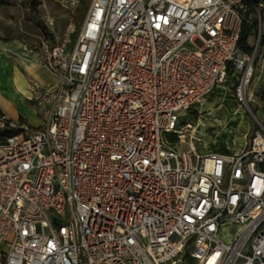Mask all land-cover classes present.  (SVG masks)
Segmentation results:
<instances>
[{"label":"built area","instance_id":"1","mask_svg":"<svg viewBox=\"0 0 264 264\" xmlns=\"http://www.w3.org/2000/svg\"><path fill=\"white\" fill-rule=\"evenodd\" d=\"M243 9L90 0L60 41L40 38L56 81L28 85L42 127L0 141L1 264H264V124L248 106L257 45L237 48ZM228 67L256 128L242 149L200 155L184 115Z\"/></svg>","mask_w":264,"mask_h":264},{"label":"rangeland","instance_id":"2","mask_svg":"<svg viewBox=\"0 0 264 264\" xmlns=\"http://www.w3.org/2000/svg\"><path fill=\"white\" fill-rule=\"evenodd\" d=\"M6 3H0V39L19 36L27 42L37 45V41L42 37L39 28L34 22L28 19L32 17L33 13L27 11L25 0H3ZM29 1V0H27ZM65 3V1H64ZM35 19L41 21V16L48 13L54 21L52 42L60 41L63 37V30L65 25L72 20L78 25L82 19V6L78 2L74 9H69L60 2V0H37ZM86 12V11H85ZM84 12V14H85ZM84 17V16H83ZM75 35L71 36L74 40ZM251 44L253 48L257 45V52L252 62V74L248 85L249 94H251V101L248 106L254 117L262 124H264V103L259 101L255 94V90L264 85V47H261L257 39H252ZM36 60V58H34ZM38 65H26L25 62L17 59H11L13 67V77H0V110L6 115L9 121L8 129H20L21 131L36 130L42 127L44 116L38 107L31 101L29 91L26 87L28 79L35 80L41 84L51 83L54 77H51L45 70H50L42 63ZM52 74V73H51ZM237 76L235 71L230 68L225 76L223 83L231 84L227 88L232 97V103L249 119L253 120L249 113L241 106V103L234 96L235 81L232 82L233 77ZM222 84V83H221ZM205 98L202 102H205ZM201 102V103H202ZM183 119V117H182ZM184 119L195 124L196 119L194 113L189 112L184 115ZM221 119L216 113H202L201 112V135L196 137L194 145L198 154H205L208 150L216 145L225 144L231 147L243 145L241 138H236V131L226 132L223 123L218 121ZM200 124V123H199ZM189 143L179 145L180 150H187ZM5 248L0 247V264L2 262L1 252Z\"/></svg>","mask_w":264,"mask_h":264},{"label":"crops","instance_id":"3","mask_svg":"<svg viewBox=\"0 0 264 264\" xmlns=\"http://www.w3.org/2000/svg\"><path fill=\"white\" fill-rule=\"evenodd\" d=\"M53 37L56 38V35H53ZM39 40L37 41V45H33L27 42L25 39H21L19 36L0 39V77H13L14 69L11 65L12 58L25 62L26 65L29 64L41 66V58L38 48ZM34 58H36V60ZM45 70L51 77H54L53 82L41 84L35 80L28 79V83L26 85L27 89L30 82H35L42 87H49L55 83V76L47 69ZM232 82H234V77ZM229 86H231L229 83H222L215 86L205 102H199L193 107L192 110L194 111V117L196 119L194 135L195 138L201 135V127L199 126L201 125V112L212 114L216 113V115L221 117V119L217 120L223 123L224 130L228 133L235 130L237 134L236 138H241L243 145L241 146L238 144L236 147H231V144L230 146H225V144L218 146L216 145L215 147L211 148V150H208V152L205 154L213 152L220 154H230L235 149H242L246 146V135L249 130V119L241 109L233 105L231 94H229L227 91ZM3 115L6 118L4 113ZM191 147H193L194 151L196 152L194 141L192 142Z\"/></svg>","mask_w":264,"mask_h":264},{"label":"trees","instance_id":"4","mask_svg":"<svg viewBox=\"0 0 264 264\" xmlns=\"http://www.w3.org/2000/svg\"><path fill=\"white\" fill-rule=\"evenodd\" d=\"M244 9L241 11V21L239 25V35L237 41V48L239 51L243 53L250 54L253 50V45L251 44V40L257 37L258 33V22H257V11H259L262 26L260 28V35H259V42L261 47H264V0H242ZM6 3V1L0 0V3ZM27 11L32 12L33 16L36 15V6L37 0H25ZM90 0H79L82 6V14L81 19L84 16V12L86 11ZM28 17L29 20L35 23L40 30V33L44 39H48L52 42L53 35L47 31L45 26L42 24L41 21L35 19L34 17ZM230 67H228V71ZM256 98L264 103V85L259 86L255 90ZM192 113L194 111L192 110ZM0 115L4 116L0 110ZM6 122H9L8 119H5ZM256 126L253 122H249V130L246 135V146L250 143V139L253 135V131L255 130ZM21 132L20 129H8L7 127L0 129V141L4 140L5 138Z\"/></svg>","mask_w":264,"mask_h":264},{"label":"bare ground","instance_id":"5","mask_svg":"<svg viewBox=\"0 0 264 264\" xmlns=\"http://www.w3.org/2000/svg\"><path fill=\"white\" fill-rule=\"evenodd\" d=\"M227 111V110H226Z\"/></svg>","mask_w":264,"mask_h":264}]
</instances>
